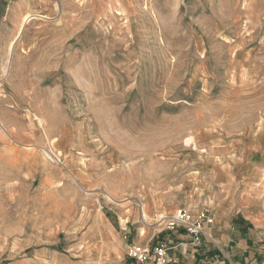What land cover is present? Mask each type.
I'll use <instances>...</instances> for the list:
<instances>
[{
  "label": "rangeland",
  "instance_id": "1",
  "mask_svg": "<svg viewBox=\"0 0 264 264\" xmlns=\"http://www.w3.org/2000/svg\"><path fill=\"white\" fill-rule=\"evenodd\" d=\"M178 207L264 238V0H0V264H127Z\"/></svg>",
  "mask_w": 264,
  "mask_h": 264
},
{
  "label": "crops",
  "instance_id": "2",
  "mask_svg": "<svg viewBox=\"0 0 264 264\" xmlns=\"http://www.w3.org/2000/svg\"><path fill=\"white\" fill-rule=\"evenodd\" d=\"M212 214L214 222L208 229L212 240L203 238L200 244L195 245L182 229H177L168 231L166 234L160 233L153 242L148 240L141 243L156 245L162 242L167 247L171 264H178L176 260L178 262L186 260L187 264H215L216 262L231 264L229 257L236 261H240L241 257L245 258L244 264H247V259L250 260L249 264L254 262L261 264L264 261L258 262V259L263 257L264 245L256 244L264 238H255L253 226L246 225L249 221L240 215L239 210L223 212L217 217L216 214ZM85 262L88 264L86 260ZM125 263L133 264V261L127 258L126 251Z\"/></svg>",
  "mask_w": 264,
  "mask_h": 264
},
{
  "label": "built area",
  "instance_id": "3",
  "mask_svg": "<svg viewBox=\"0 0 264 264\" xmlns=\"http://www.w3.org/2000/svg\"><path fill=\"white\" fill-rule=\"evenodd\" d=\"M213 222L214 216L207 208L192 214L188 209L178 207L171 212L166 227L169 230L182 229L191 238V242L198 245L203 238L212 240L208 229ZM126 256L133 264H171L164 244L131 243L127 245Z\"/></svg>",
  "mask_w": 264,
  "mask_h": 264
},
{
  "label": "bare ground",
  "instance_id": "4",
  "mask_svg": "<svg viewBox=\"0 0 264 264\" xmlns=\"http://www.w3.org/2000/svg\"><path fill=\"white\" fill-rule=\"evenodd\" d=\"M110 197V196H109ZM143 216V215H142ZM144 217V216H143ZM163 218V217H162Z\"/></svg>",
  "mask_w": 264,
  "mask_h": 264
}]
</instances>
